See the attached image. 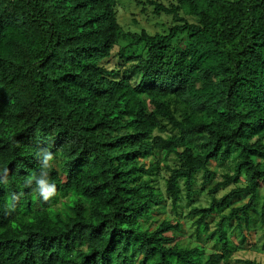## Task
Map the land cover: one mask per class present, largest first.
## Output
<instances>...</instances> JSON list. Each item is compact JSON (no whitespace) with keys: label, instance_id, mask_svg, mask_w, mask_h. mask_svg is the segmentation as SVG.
<instances>
[{"label":"trees","instance_id":"1","mask_svg":"<svg viewBox=\"0 0 264 264\" xmlns=\"http://www.w3.org/2000/svg\"><path fill=\"white\" fill-rule=\"evenodd\" d=\"M118 2L0 0V264H227L264 225V0Z\"/></svg>","mask_w":264,"mask_h":264},{"label":"rangeland","instance_id":"2","mask_svg":"<svg viewBox=\"0 0 264 264\" xmlns=\"http://www.w3.org/2000/svg\"><path fill=\"white\" fill-rule=\"evenodd\" d=\"M145 0H140V2H136V0H119L118 7H117V18L119 24L123 27L124 30L127 31H135L140 32L142 29H145L148 33L154 34L157 31H162L167 28L168 21L170 20V17L165 16L163 14H159V16H156V14L153 12V6L147 5L144 3ZM164 4H168L169 0H160ZM145 8V12H143L142 8ZM187 143L193 145L194 143H198L197 140L188 138ZM49 164L53 166L58 174L60 175V172L57 168V161L53 157L50 158ZM61 179H63V176H61ZM197 180L199 181L201 177H198ZM243 182V181H242ZM215 181H213L207 188L214 185ZM207 188L205 191H208ZM221 192H219L220 194ZM261 195V192H260ZM198 199L200 200L201 204L207 203V194L203 193L198 195ZM234 200H240L239 205L244 203L246 199H234ZM261 206V200H259V203H257V207L254 214L257 215L255 217V222H252L251 226L252 229L248 230L245 236L244 246L239 248L238 250L234 251L232 254L231 260L228 261L227 264H235L234 259L236 258H255L259 261L264 262V250L260 248V241L261 236L264 234V225L259 224V208ZM168 210V209H167ZM167 210L165 213L161 214L158 210L154 211L151 216L142 218L140 223L148 225L150 223H159L160 221L164 220L165 218H171L173 221H177L178 219L172 216L171 214L167 213ZM184 210V209H183ZM213 215L209 217L208 219L211 221V219H216L217 217ZM257 226V227H256ZM182 235H180V232H173V236H177L181 238V241L186 244L190 241H193L194 239L189 236L193 235V229L186 226L185 223L182 224ZM193 232V233H192ZM232 242L234 245H238L241 235L239 234L237 229H233L232 234L230 236ZM198 244H206V247H210L211 242L207 241V239L204 237V235H200V238L197 241Z\"/></svg>","mask_w":264,"mask_h":264},{"label":"clouds","instance_id":"3","mask_svg":"<svg viewBox=\"0 0 264 264\" xmlns=\"http://www.w3.org/2000/svg\"><path fill=\"white\" fill-rule=\"evenodd\" d=\"M50 157L48 156V154L46 155L45 160L49 159ZM42 176L46 177V173L45 172H41ZM36 180L37 186H38V190L40 191L41 195H44L45 198H47V193L49 192H53L54 191V186L53 185H49L48 181L45 179H36V176H33L31 178V180ZM31 180L29 181L31 183Z\"/></svg>","mask_w":264,"mask_h":264}]
</instances>
